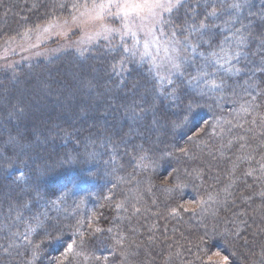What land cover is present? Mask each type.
I'll return each instance as SVG.
<instances>
[{"label": "trees", "instance_id": "obj_1", "mask_svg": "<svg viewBox=\"0 0 264 264\" xmlns=\"http://www.w3.org/2000/svg\"><path fill=\"white\" fill-rule=\"evenodd\" d=\"M15 1L14 5L13 0H0V44L18 39L26 31L54 19L70 18L78 11L71 5L82 0ZM208 2L210 0L186 2L172 16L177 29L182 23L190 24L194 18H203ZM215 2L219 5L220 0ZM236 2L243 0H223V14L210 22L217 27L212 28L209 35L219 33L227 5ZM61 5H67V8ZM260 25L263 26L264 21ZM249 32L255 39L250 40L251 47L243 65L248 64L251 69L237 77L243 82L249 79L252 107L263 113L264 102L260 101L264 99V89L256 80L264 79V69L259 66L260 61L264 63V53L254 52V41H262L263 37L256 35L254 27ZM119 58L120 53L97 49L82 58L64 55L47 64L15 72L18 78L24 73L25 83H17L16 78H12L15 80L11 85L14 76H0V97L5 103L0 106V141L7 139L8 131L15 135L17 129L21 133L27 132L30 137L17 146V154L21 147L24 153L19 159L13 157L11 164L0 160V264H24L27 257L24 254L31 252L25 235L28 240L36 237L35 243L41 244V251L32 262L25 261V264H50L54 257L60 256L64 246L63 241L55 238L59 233L37 235L45 230L52 232L47 227L44 213L62 228L65 240L69 236L75 239L77 230L83 232L89 240L87 254L101 257L98 261L81 258L77 264H87V261L91 264H200L197 256L193 257L192 251L188 250L191 246L187 245L193 241V245L203 249L200 256L205 261L220 251L229 256L230 264H264V181L255 179L252 174L248 178L232 177L237 180L233 186L236 192L232 197H224L228 191L222 192V198L215 206L217 210L207 213L215 214L214 217L187 213L188 232L193 233L195 240L169 239L170 235L166 239L162 233L167 229L168 221L163 222L162 232L153 234L156 227L151 217L160 221L169 216L159 208L172 196L169 173L173 168H179L181 172L189 169V164L200 157L202 147L209 149V158L199 170L202 173L211 170V174L219 179L214 178L219 189L226 184L224 178L230 174L224 170L221 161H213L217 138L211 131L222 119L224 108H218L210 97L205 96L199 100L195 118L183 124L181 117L187 100L184 99V104L173 103L168 97L159 95L152 75L142 64L129 60L122 73L119 70L113 73L112 65L118 66ZM188 72L195 73L192 69ZM37 81L42 85L48 83L39 89L42 90L41 98L45 92L53 96L51 99L58 97L67 105L64 115H58L64 112L61 105L57 112L36 96L37 104L48 105L47 113L27 112L24 102L14 106L20 96L18 91L23 89L30 93L27 82L33 85ZM186 81L175 82L182 98L193 91L186 87ZM27 103L32 102L27 100ZM134 105L145 109L143 118L137 121L130 118L129 108ZM228 107L224 110L226 115L233 110ZM8 116L11 118L7 121ZM157 120L159 123L154 122ZM174 128L177 131H173ZM156 136L167 143V148H156ZM141 146L152 150L153 159L167 153L173 155L166 158L169 163L162 162L158 168L145 170L134 158L136 152L133 149L139 151ZM181 147L189 149L188 156L181 155ZM0 151H3L2 147ZM218 151L222 153L219 145ZM11 153L9 149L8 155ZM67 160L71 163H66ZM194 167L199 168H191ZM231 181L229 185L232 186ZM156 202L158 207L154 206ZM22 203L30 207L21 212L19 205ZM9 205L17 210L10 212ZM136 210L139 212L135 214ZM34 216H40L44 223L37 227L32 219ZM141 221L145 222L140 224ZM30 223L35 231H29ZM144 225L149 227L147 231L142 228ZM233 233L242 236L237 239ZM125 239L129 240L128 248L121 247Z\"/></svg>", "mask_w": 264, "mask_h": 264}, {"label": "rangeland", "instance_id": "obj_2", "mask_svg": "<svg viewBox=\"0 0 264 264\" xmlns=\"http://www.w3.org/2000/svg\"><path fill=\"white\" fill-rule=\"evenodd\" d=\"M26 1L28 3H32L35 0ZM188 1L189 0H185L184 4H186ZM15 2L16 1L13 0L11 3L14 4ZM94 2L99 3L100 0H82L79 2V4L86 5V7H80L78 11L70 18L54 19L49 23L36 27L33 30L26 31L18 39L16 38L3 41V43L0 44V76H6L7 74L10 77L14 76L11 77V85L15 80L12 78H16L17 83L21 84L26 82V77H24L23 73L22 76L18 78L16 74H14L15 72L18 70L24 71L40 64H47L50 60L60 58L64 55H76L77 57L82 58L84 56H88V54L97 49L105 50L111 53H120L121 55V50L115 48V45L119 44L120 42L119 37H116V39L112 41V51L108 50L109 45L107 42L103 40H97V35L103 32L104 28L99 22L92 18L96 14L92 11V5ZM236 3H240L242 7L240 9L227 8V11L223 15V22L221 23L219 33H214V35L210 34L204 37L205 39H209L211 36L213 48L216 51H219V48L216 47V45L223 39L224 35H231V33L226 30L228 26L224 24V21H233L234 28L246 26L247 31H245L244 35L249 37L243 47L236 48L235 45H233L229 48L230 53H233L234 51L240 53L238 62H233L234 67L239 68L240 71L238 73L235 71L224 72L223 69H218V78H216V82L219 84L222 79L224 81V86L215 91H211L206 95L210 97L212 101L216 103V106L218 105V108L222 110L223 108L226 110L227 105L230 106L228 108L233 107V110L229 112L228 115H226V112L223 110L224 114L222 119H219L218 126L211 130L213 131V134H216L217 138L215 140L217 145L215 150H213L214 152L212 153L215 157L213 161L215 163H219V161H221V165L226 168L224 170H226V172L230 175L224 178L226 179V184L219 189V186H217L215 182V180L219 179L211 174V170L209 172L202 173V171L199 169L202 168L201 166L203 164L205 165L206 159L209 158V149L202 147V151H200V157L198 156V158H196L194 162L190 163L189 166L187 164L189 170H191V167L193 166H199V168L194 167V169L200 173L199 178H197L194 173L193 177L184 182L187 186L185 187L182 185L180 189H175L173 187L174 182L169 180V183L172 187V194L170 193L172 196H170L165 204L159 207L163 208L169 216L168 218L166 217L160 221L151 217V221L154 222L153 225L156 227L153 234H157L155 231L162 232L163 222L168 221V225H166L167 229H164V232L162 233L166 239L170 236L172 238L170 237L169 239H185L186 242L190 241L191 238L194 239L193 233L188 232L189 216H187V213L194 212L195 216L197 217L199 215L207 214L210 212V210H217L215 206L219 202L220 198H222V192L228 191L224 193V197H232L236 192L234 190L235 187L233 186H235L237 180L236 178L233 179V176H243L244 178H248L250 177L248 173H251L255 179L264 181V171L261 170V165L264 164V111L262 113V111H257L252 107L251 102H253V92L251 89H249V79L244 77L246 80L243 82V80H240V78L237 77L240 74L244 75L248 72V70L251 69L248 68V64L245 66L243 64L246 62L247 50H250L251 47L250 40L255 39L254 35H251V32H249L251 31L252 27L255 28L257 36L263 37L262 41H254V52H256L255 54L260 53L261 55L264 53V25H260L264 21V0H247L246 3L245 0H243V2ZM73 17H75V19H73ZM106 26H113L110 20L106 21ZM90 42L93 45L91 47V51L85 55H81L80 50L89 46ZM129 43H131L130 40ZM207 47V45H204L201 49H198V51L206 50ZM123 55L128 56L126 53ZM129 60L133 61V63L141 65L136 60H132L131 57H129ZM196 62L198 66L203 64V61L200 60L198 55L196 56ZM259 66L261 70L264 69L263 61L259 62ZM188 69H192L194 72H196L195 67L186 66V71H184L183 76L177 75L174 77L175 82L182 79L187 80L189 76ZM69 74L71 73L69 72L68 75ZM161 74L163 75L165 73L162 71ZM71 75H74V73ZM46 78L47 80L50 79L49 77ZM256 82L262 86L261 88L264 89V79H261V81L256 80ZM27 83L28 87L30 88V93L25 92L23 89L18 91L20 96H18V98L14 101V106L18 107L24 102L27 112L34 111L38 113H47L48 110L46 109L48 105L51 107L53 106L57 112H59V106L61 105V107H63L65 110L60 108L64 112H59L58 115L61 116L65 114L67 105L60 102L58 97L56 99H51L53 96L45 92L42 94V98L39 95L42 93V90L39 89L45 88V85L48 83H44L43 85L38 81L33 85L30 82ZM84 91H86V89ZM105 92L108 91L106 90ZM35 96L39 100L42 99L45 103L48 102V105L43 103L37 104L35 101L36 99H34ZM2 100L3 99L0 97V106L5 105ZM27 100L31 101L32 103H27ZM260 102L263 103L264 99ZM256 104H258V102ZM16 107L15 109L17 110ZM10 118L11 116H8L7 121ZM23 118L24 115H22V119ZM173 131H177V129L174 128ZM156 143L158 144L156 147L157 149H160L161 146L167 148V143L164 141L162 142L159 139V136H156ZM218 145L219 150H221L222 153L218 151ZM241 145H243V147H241ZM165 158L168 157L165 155ZM230 181L231 184L234 183L232 186L229 185ZM147 191H149V187ZM158 205L159 204H157V202L154 204L155 207H158ZM180 205H183L184 207H179ZM138 212L139 210H136L135 214ZM172 213L175 214V216H172ZM207 215L214 217L215 214L210 213ZM174 219H177L178 221L173 222L172 220ZM143 222L145 221H141L140 224ZM175 224L179 226L177 229H175L173 226ZM170 226L172 227L170 228ZM142 228L147 231L149 227L144 225ZM174 229L176 231H174ZM141 232L144 233V231ZM148 235L149 234L145 235L144 238H146ZM35 239L36 237L32 238L34 242ZM204 242L208 243L207 240H204ZM127 244L129 245V240L127 239L126 241L125 239L121 247L128 248ZM193 244L194 241L187 245L191 246L188 248V250L192 251V256L196 257L202 255L201 251H203V249H199ZM29 247L31 249L30 245ZM194 249H197L196 252H193ZM132 254L135 255V253ZM24 255H27L25 260L27 263L32 262V260L36 257V255H33L32 250L31 252ZM212 259L215 261L219 258L213 256ZM78 262L80 263V261L73 260L72 264H77ZM87 264H91V261H87Z\"/></svg>", "mask_w": 264, "mask_h": 264}, {"label": "snow or ice", "instance_id": "obj_3", "mask_svg": "<svg viewBox=\"0 0 264 264\" xmlns=\"http://www.w3.org/2000/svg\"><path fill=\"white\" fill-rule=\"evenodd\" d=\"M246 2L247 0H245ZM184 3L185 0H100L99 3L94 2L92 5V11L96 13L92 18L104 28V31L97 35V40L107 42L109 51L113 50L112 41L119 37L120 42L115 45V48L121 50V55L118 66L115 63L112 65V72L118 73L119 70L122 73L125 70L124 65L129 62V57L145 65L148 73L153 77L154 88L158 89L159 95L168 97L173 103L184 104V99L187 100L181 117V123L187 124L195 118L197 109L200 107L199 100L203 99L209 92L224 86L222 79L219 84L216 82L218 69H223L224 72L235 71L238 73L240 71L239 68H235L233 65L234 61L238 62L240 53L236 51L230 53L229 48L233 45L236 48L243 47L249 37L244 35L245 31H247L246 26L234 28L233 21H224V24L228 26L226 30L231 35H224L223 39L216 45L219 48V51H216L213 48L212 37L210 36L209 39L204 37L212 32V28L217 27L214 24H210V22L214 19H219L223 14V0H220L219 5L216 4L215 0H210L205 6L203 18L199 20L194 18L190 24L182 23L177 29L172 21V16L184 6ZM61 7L67 8V5H61ZM71 7L78 10L80 7H86V5L73 3ZM218 7L220 11L217 10ZM227 7L229 9H240L242 5L240 3H231ZM209 8L211 9L210 11L208 10ZM196 16H200V13H196ZM108 20L111 21L112 27L106 26V21ZM129 40L131 43H129ZM204 45L208 46L207 49L198 51ZM92 46L90 42L89 46L80 50V54L89 53ZM125 53L128 56H124L123 54ZM197 55L203 61L202 65H197ZM113 59L117 58L113 57ZM186 66L195 67L196 72L194 74L190 73L186 81V87H191L193 91L182 98L179 94L180 90L176 87L174 77L177 75L183 76ZM162 71L165 74L162 75ZM137 108H140L139 112L136 111ZM129 112L130 118L133 121H137L143 118L145 109L140 105H134L129 108ZM154 122L159 123L158 120ZM5 131L7 130L5 129ZM201 131L204 130L202 129ZM29 138L27 132L21 133L17 129L14 135L11 131H8L7 139L0 141V147L3 149V151H0V160L11 164L13 157L19 159V155L24 153L21 147V152L18 155L16 148ZM9 149L12 150L11 155H8ZM133 150L136 152L134 158L143 164L145 170L157 168L162 162L169 163L165 155L158 159H153L151 149L145 150L141 146L139 151ZM179 152L183 156L189 155V149L184 147L179 148ZM172 155V153L166 154L167 157ZM65 162L71 163V160ZM261 170L264 171V164L261 165ZM194 173L199 178L200 173L195 169H185V171L181 172L179 168H173L169 173L170 179L174 182L173 187L175 189H180L182 185L186 187L187 185L184 182L193 177ZM248 175H251V173H248ZM29 207L30 205L27 203H22L19 205V210L22 212V210ZM179 207L184 206L180 205ZM9 209L10 212L17 210L12 205H9ZM43 216L47 219V227L52 229V232L45 230L43 233H37V235L59 233L60 235L55 238L63 241L64 246L60 256L54 257L50 264H72L73 259L80 261L81 258L96 261L101 259V257L87 255L89 240L83 232L77 230L74 233L75 239L69 236L65 240L62 228L58 224L53 223L52 219L47 217V213H44ZM32 219L36 222L37 227L44 223L40 216H34ZM29 231H35L31 223L29 224ZM96 231L99 232L100 229H96ZM108 231H111V229ZM233 235L237 239L242 236L241 233H233ZM24 239L31 246L33 255H37L41 251L40 243L28 240L27 235L24 236ZM117 243L119 244V241ZM212 255L219 259L214 261L211 256L208 257L207 261L200 256H197L196 259L200 261V264H230L228 255H222L220 251H216Z\"/></svg>", "mask_w": 264, "mask_h": 264}]
</instances>
